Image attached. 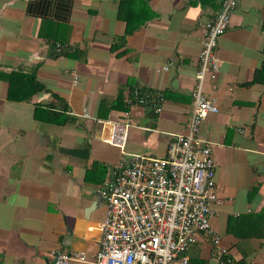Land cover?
Here are the masks:
<instances>
[{"label":"crops","instance_id":"obj_1","mask_svg":"<svg viewBox=\"0 0 264 264\" xmlns=\"http://www.w3.org/2000/svg\"><path fill=\"white\" fill-rule=\"evenodd\" d=\"M119 1L0 0V264H53V250L95 264L106 215L99 190L114 168L132 155L165 157L187 132L199 25L222 0H130L131 23L145 21L130 35ZM216 57L215 88L204 91L219 112L198 132L216 165L211 227L235 264H264V0H238ZM14 71L35 73L43 89L10 100ZM135 86L162 93V112L132 103ZM127 119L123 154L102 137L105 121ZM190 250L189 264H217L209 239Z\"/></svg>","mask_w":264,"mask_h":264},{"label":"built area","instance_id":"obj_2","mask_svg":"<svg viewBox=\"0 0 264 264\" xmlns=\"http://www.w3.org/2000/svg\"><path fill=\"white\" fill-rule=\"evenodd\" d=\"M237 5L238 0H222L217 16L199 25L203 41L187 132L174 138L165 157L132 155L114 168L112 178L99 190L106 215L95 264H189L188 252L202 237L217 249V264H235L211 227L212 206L218 200L216 165L211 146L198 132L210 114L219 112L217 100L208 97L204 87L210 83L215 88L218 40L228 29ZM129 97L155 114L163 110L165 97L157 91L135 86ZM104 126L109 131L102 140L124 154L129 120H108ZM51 255L53 264L87 259L85 252L53 250Z\"/></svg>","mask_w":264,"mask_h":264},{"label":"trees","instance_id":"obj_3","mask_svg":"<svg viewBox=\"0 0 264 264\" xmlns=\"http://www.w3.org/2000/svg\"><path fill=\"white\" fill-rule=\"evenodd\" d=\"M130 3V0H120L119 1V7H118V17L119 19L127 22V31L126 35L132 34L138 27L144 23L141 22L138 25H134L131 23L130 19L131 16L128 12L127 5ZM126 41V38H122L119 41V45H123ZM7 81L10 85L9 87V99L12 101H27L30 100L33 95L38 93L43 89V86L37 81L35 73L26 74L21 71H14L7 75ZM27 86L29 89L27 94L24 96H18L16 95V88L19 86ZM68 118L62 119L58 114H51L50 115V121L57 124H64L66 123ZM191 264V263H190Z\"/></svg>","mask_w":264,"mask_h":264},{"label":"rangeland","instance_id":"obj_4","mask_svg":"<svg viewBox=\"0 0 264 264\" xmlns=\"http://www.w3.org/2000/svg\"><path fill=\"white\" fill-rule=\"evenodd\" d=\"M192 253V250H190V254Z\"/></svg>","mask_w":264,"mask_h":264}]
</instances>
